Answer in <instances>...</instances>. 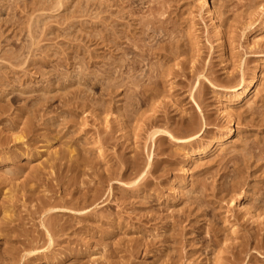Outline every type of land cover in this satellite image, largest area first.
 I'll use <instances>...</instances> for the list:
<instances>
[{
    "label": "rangeland",
    "instance_id": "374dc122",
    "mask_svg": "<svg viewBox=\"0 0 264 264\" xmlns=\"http://www.w3.org/2000/svg\"><path fill=\"white\" fill-rule=\"evenodd\" d=\"M263 145L264 0H0V264H264Z\"/></svg>",
    "mask_w": 264,
    "mask_h": 264
},
{
    "label": "bare ground",
    "instance_id": "6f19581e",
    "mask_svg": "<svg viewBox=\"0 0 264 264\" xmlns=\"http://www.w3.org/2000/svg\"><path fill=\"white\" fill-rule=\"evenodd\" d=\"M128 1H129V0H128ZM141 1H142V0H141ZM132 2H133V0H132ZM137 2H138V0H137ZM145 2H146V1H145ZM148 2H149V0H148ZM139 3H140V2H139ZM137 4H138V3H137ZM162 6H163V5H162ZM159 7H160V6H159ZM151 9H152V8H151ZM158 9H159V8H158ZM153 11H154V10H153ZM129 12H130V11H129ZM147 12H148V11H147ZM130 13H131V12H130ZM134 13H135V12H134ZM145 13H146V12H145ZM211 13H212V12H211ZM136 14H137V13H136ZM141 14H142V13H141ZM160 14H161V13H160ZM133 15H134V14H133ZM149 15H150V13H149ZM149 15H148V16H149ZM162 15H163V14H162ZM138 16H139V15H138ZM144 16H145V15H144ZM144 16H143V17H144ZM148 16H145V17H148ZM151 16H153V15H151ZM151 16H150V17H151ZM156 16H157V15H156ZM150 17H148V18L150 19ZM160 17H161V16H160ZM139 18H140V17H139ZM142 19H143V18H142ZM142 19H140V20H142ZM144 19H146V18H144ZM142 21H143V20H142ZM149 21H150V20H149ZM149 21H148V22H149ZM157 21H158V20H157ZM143 22H144V21H143ZM143 22H142V23H143ZM155 22H156V21H155ZM136 23H137V22H136ZM138 23H140V22H138ZM144 23H145V22H144ZM150 23H151V22H150ZM140 24H141V23H140ZM140 24H139V26H141ZM146 24H147V23H146ZM137 26H138V25H137ZM147 27H148V26H147ZM149 28H150V27H149ZM146 29H147V28H146ZM148 30L150 31V29H148ZM148 30H146V31H148ZM153 30H155V29H153ZM219 30H220V29H218V31H219ZM146 31H145V32H146ZM149 31H148V32H149ZM158 31H161V30H158ZM162 31H163V30H162ZM172 31H173V30H172ZM172 31H171V32H172ZM174 31H175V30H174ZM174 31H173V32H174ZM137 32H138V31H137ZM145 32H144V34L147 33V32H146V33H145ZM151 32L153 33L152 30H151ZM129 33L131 34V32H129ZM152 33H151V34H152ZM156 33H157V32H156ZM158 33H159V32H158ZM160 33L163 34L164 32H163V33L160 32ZM219 33H221V31H220ZM219 33H218V34H219ZM134 34H135V33H133V35H134ZM142 34H143V33H142ZM154 34H155V32H154ZM221 34H222V33H221ZM147 35H148V34H147ZM163 35H164V34H163ZM33 36H34V35H33ZM124 36H125V35H124ZM124 36H123V37H124ZM135 36H136V35H135ZM150 36H151V35H150ZM155 36H156V35H155ZM158 36H159V34H158ZM167 36H168V35H167ZM170 36H171V35H170ZM125 37H126V36H125ZM220 37H221V36H220ZM136 38H138V37L136 36ZM154 38H155V37H154ZM157 38H158V37H157ZM160 38H161V36H160ZM33 40H35V39L33 38ZM110 40H111V39H110ZM128 40H129V39H128ZM136 40H137V39H136ZM145 40H147V39H145ZM145 40H144V41H145ZM148 40H150V39L148 38ZM148 40H147V41H148ZM155 40H156V39H155ZM158 40H159V39H158ZM164 40H165V39H164ZM35 41H36V40H35ZM108 41H109V40H108ZM130 41H131V40H130ZM152 41H153V39H152ZM172 41H173V40H172ZM132 42H133V41H132ZM135 42H136V41H135ZM135 42H134V43H135ZM141 42H142V41H139V43H141ZM220 42H221V41H220ZM125 43H126V42H125ZM150 43L153 44L152 42H150ZM108 44H109V43H108ZM136 44H137V43H136ZM143 44H144V42H143ZM221 44H223V43H221ZM124 45H125V44H124ZM153 45L156 46L155 44H153ZM134 47L137 48V49L140 50V51H143V49L145 48V47H144L143 45H141V44H140V45H135ZM149 47H151V45H150ZM152 47H153V46H152ZM126 48H128V47H126ZM122 49H123V47H122ZM124 49H125V47H124ZM128 49H129V48H128ZM128 49H127V50H128ZM151 49H152V48H151ZM188 49H189V48H188ZM145 50H147V48H146ZM152 50H153V49H152ZM129 51H130V50H129ZM131 51H132V50H131ZM133 51H134V50H133ZM149 51H151V50H149ZM126 52L128 53V51H126ZM135 52L137 53L138 51L135 50ZM127 53H125L126 56H129V55H128L129 53H128V54H127ZM173 53H174V52H173ZM137 54H138V55H136V57L133 56V57H135V58H133V59H131V60L129 59L130 56H129V58H128L130 63H129L128 66H127V67H128L127 70L130 69L129 72H131V73L134 72L135 70H137L136 72H138V69H139V66H140L139 63L146 62V60L148 59V57H145L146 55L143 54V57L146 58L145 61H144V60H141L142 62H141V61L138 62V60H136V59H138L137 57L139 56V59H140V58L143 59V57H141V56L139 55L140 53H137ZM151 54H152V53H151ZM133 55H135V54H133ZM147 55H148V54H147ZM154 55H155V54H154ZM154 55H153V56H154ZM152 58H153V57H152ZM122 59H123V58H122ZM187 59H188V58H187ZM120 60H121V58H120ZM120 60H119V61H120ZM152 60H153V59H152ZM154 60H155V59H154ZM177 60H178V59H177ZM188 60H189V59H188ZM16 61H18V60L16 59ZM147 61H148V60H147ZM173 61H174V60H173ZM186 61H187V60H186ZM116 62H117V61H116ZM189 62H190V60H189ZM187 63H188V61H187ZM115 64H116V63H115ZM119 64H120V63H119ZM142 64H143V63H142ZM149 64H150V63H149ZM192 64H193V63H192ZM197 64H198V63H197ZM144 65H146V67H148V66H147V63H146V64L144 63ZM182 65H184V64H182ZM188 65H190V64L188 63ZM122 66H124V65H122ZM125 66H126V65H125ZM137 66H138V67H137ZM155 66H156V64H155ZM194 66H195V65H194ZM109 67L111 68L112 66H109ZM119 67H121V66H119ZM140 67H141V66H140ZM146 67H144V68H145V72H146ZM150 67H151V66H150ZM189 67H190V66H189ZM189 67H188V68H189ZM192 67H193V66H192ZM192 67H190V68H192ZM195 67H196V66H195ZM107 68H108V67H107ZM110 68H109V69H110ZM115 68H116V67H115ZM121 68H122V67H121ZM121 68H120V69H121ZM123 68H125V67H123ZM123 68H122V69H123ZM144 68H143V69H144ZM152 68H153V67H152ZM155 68H158V67L156 66ZM175 68H176V67H175ZM175 68H174V69H175ZM178 68H179V67H178ZM190 68H189V69H190ZM118 69H119V68H118ZM189 69H188V70H189ZM193 69H194V67H193ZM193 69H192V70H193ZM127 70H126V71H127ZM147 70H148V69H147ZM155 70H156V69H155ZM170 70H171V69H170ZM170 70H168V71H170ZM176 70H177V69H176ZM107 71H108V70H107ZM114 71H116V70L114 69L113 72H114ZM117 71H118V70H117ZM157 71H158V70H157ZM157 71H156V72H157ZM161 71H162V70H161ZM168 71H167V72H168ZM171 71H172V70H171ZM171 71H170V72H171ZM105 72H106V71H105ZM129 72H127V73L129 74ZM142 72H143V71L141 70V72H139V73L141 74ZM147 72H149V71H147ZM147 72L145 73L146 76H147V75L150 76V74H147ZM188 72H189V71H188ZM101 73H102V72H101ZM103 73H104V72H103ZM110 73H111V72H110ZM114 73H115V72H114ZM114 73H113V74H114ZM123 73H124V72H123ZM125 73H126V72H125ZM131 73H130V74H131ZM139 73L136 74V75H139ZM159 73H160V72H159ZM190 73H191V72H189V74H190ZM128 74H127V75H128ZM130 74H129V75H130ZM134 74H135V73H134ZM134 74H133V75H134ZM143 74H144V72H143ZM157 74H158V73H157ZM157 74H155V75H157ZM161 74H162V73H161ZM186 74H187V73H186ZM111 75H112V74H111ZM116 75H117V73H116ZM123 75H124V74H123ZM129 75H128V76H129ZM114 76H115V75H114ZM128 76H127V77H128ZM146 76H145L144 78H146ZM159 76H160V74H159ZM159 76H158V77H159ZM168 76H169V75H168ZM168 76H167V77H168ZM117 77H118V76H117ZM121 77H122V76H121ZM124 77L127 78L125 75H124ZM132 77H134V76H132ZM152 77H153V76H152ZM55 78H56V77H55ZM111 78H112V77H111ZM125 78H123L122 82H120L119 84H117V86L119 85V86H118L119 88H120V87H121V88H122V87H125V88L128 90V89H130V88H132V87L130 86V88H129V85H128L127 83H125ZM129 78H130V77H129ZM135 78H137V76H136ZM138 78H139V77H138ZM138 78H137V80H138ZM142 78H143V77H142V74H141V78H139V79H140V82H142V80H143ZM149 78H151V77H149ZM170 78H171V77H170ZM94 79H95V78H94ZM107 79H110V78L107 77ZM120 79H121V78H120ZM141 79H142V80H141ZM153 79H154V78H153ZM95 80H96V79H95ZM95 80H94V81H95ZM134 80H135V79H134ZM157 80H158V79H156V81H155V80H154V81L157 82ZM160 80H161V79H160ZM177 80H178V79H177ZM194 80H195V79H194ZM106 81H108V80H106ZM138 81H139V80H138ZM150 81H151V80H150ZM150 81H148V82H150ZM154 81H151V82L154 83ZM158 81H159V80H158ZM92 82H93V81H92ZM101 82H102V81H101ZM111 82H112V81H111ZM129 82H130V85H132V86H134V87H136V86L138 85V83H139V82H138V83H135V81H132V80L129 81ZM151 82H150V83H151ZM103 83H104V82H103ZM109 83H110V82H109ZM114 83H115V82H114ZM114 83L112 82V85H113ZM116 83H117V82H116ZM144 83H145V82H144ZM157 83H158V82H157ZM157 83H156L153 87H151V88L149 87V88H147V89H140L142 84H139L138 87L140 86V88H139L140 90L135 91V93H137V94H136V96L134 95V97L139 98L140 103H143V102H145V101H148V99L152 100L153 98L156 97V95H157V93H158V92H155V91H156V85H157ZM147 84H148V83H147ZM171 84H172V83H171ZM102 85H103V84H102ZM102 85H101V86H102ZM115 85H116V84H114V86H112V88H114ZM196 85H197V84H196ZM117 86H116V87H117ZM246 86H247V85H246ZM251 86H252V82L249 83V85L247 86V88H246V87H245V88L243 87L242 89H245V91H247ZM98 87H99V85H98ZM102 87L104 88V85H103ZM114 89H115V88H114ZM133 89H134V88H133ZM106 90H107V88H106ZM125 91H126V90H125ZM195 91H196V90H195ZM243 91H244V90H243ZM108 92H109V91H108ZM167 93H168V92H167ZM100 94H101V93H100ZM108 94H109V93H108ZM133 94H134V93H133ZM158 94H159V93H158ZM183 94H184V93H183ZM193 94H194V93H193ZM242 94H243V93H242ZM131 95H132V94H131ZM169 95H170V94H169ZM169 95L167 94V96H169ZM99 96H100V95H99ZM128 96H129V95H128ZM132 96H133V95H132ZM164 96L166 97V95H164ZM164 96H163V97H164ZM180 96H181V95H180ZM79 97H80V96H79ZM134 97H133V98H134ZM170 97H171V96H170ZM178 97H179V96H178ZM188 97H189V96H188ZM127 98H128V97H127ZM137 98H136L135 102L137 101ZM167 98H169V97H167ZM190 98H191V97H190ZM240 98H241V95H238L236 101L240 100ZM242 98H243V97H242ZM100 99H101V98H100ZM104 99H105V98H104ZM191 99H192V98H191ZM73 100H74V99H73ZM75 100L77 101V99H75ZM98 100H99V99H98ZM126 100H128V99H126ZM130 100H131V99H130ZM150 100H149V101H150ZM160 100H161V99H160ZM170 100H172V99H170ZM66 101H67V100H66ZM131 101H132V100H131ZM131 101H130V103L135 104L134 102H131ZM154 101H155V100H154ZM172 101H173V100H172ZM73 102H74V101H73ZM105 102H106V101H105ZM77 103H78V102H77ZM101 103H102V101H101ZM136 103H137V102H136ZM140 103H139V106L142 105V104H140ZM149 103L151 104V101H150ZM176 103H177V102H176ZM182 103H183V102H182ZM74 104H75V103H74ZM91 104H92V102H91ZM105 104H106V103H105ZM127 104H128V103H127ZM150 104H149V105H150ZM169 104H170V103H169ZM128 105H129V104H128ZM135 105H137V104H135ZM178 105H179V104H178ZM196 105H197V104H196ZM142 106H143V105H142ZM151 106H152V105H151ZM158 106H159V105H158ZM160 106H161V104H160ZM170 106H171V105H170ZM95 107H96V106H95ZM102 107H103V106H102ZM131 107H133V106H132V105H131V106L129 105V108H131ZM147 107H148V106H147ZM155 107H157V105H156ZM134 108H135V107H134ZM140 108H141V107H140ZM149 108H150V107H149ZM197 108H198V110L200 111V113H202V110L200 109V107H199L198 105H197ZM99 109H100V108H99ZM137 109H138V107H137ZM137 109H136V110H137ZM152 109H153V108H152ZM160 109H161V108H160ZM129 110H130V109H129ZM150 110H151V109H150ZM157 110H159V109H157ZM181 110H182V109H181ZM101 111H103V108H102ZM101 111H100V112H101ZM125 111H126V110H125ZM130 111H131V110H130ZM159 111H161V110H159ZM183 111H185V110H183ZM183 111H182V112H183ZM85 112H86V111H85ZM136 112H137V111H136ZM136 112H135V113H136ZM185 112H186V111H185ZM61 113H62V112H61ZM131 113H132V112H131ZM135 113H134V115H135ZM137 113H138V112H137ZM137 113H136V114H137ZM63 114H64V112H63ZM63 114H62V115H63ZM66 114H69V113H65L64 115H66ZM104 114H105V112H104ZM138 114H139V113H138ZM150 114L152 115L151 112L149 113V115H150ZM181 114H182V113H181ZM183 114H184V113H183ZM185 114H186V113H185ZM92 115H94V114H92ZM131 115H133V114H131ZM139 115H141V114H139ZM146 115H147V114H146ZM186 115H187V114H186ZM66 116H67V115H66ZM68 116H69V115H68ZM75 116H76V115H75ZM124 116H125V115H124ZM135 116H136V115H135ZM135 116H134V117H135ZM137 116H138V115H137ZM147 116H148V115H147ZM153 116H154V115H153ZM153 116H152V117H153ZM155 116H157V115L155 114ZM161 116H162V115H161ZM187 116H188V115H187ZM125 117H126V116H125ZM139 117H140V116H139ZM152 117L149 118L150 120H147L150 124L153 125V124H156L157 122H159L158 118L153 117V119H152ZM70 118H71V115H70ZM123 118H124V117H123ZM128 118H129V117H128ZM132 118H133V116H132ZM188 118H189V117H188ZM135 119H136V118H135ZM135 119H134V120H135ZM124 120H125V119H124ZM134 120H133V121H134ZM144 120H145V119H144ZM136 121H137V120H136ZM147 121H146V122H147ZM165 121H166V124L171 125V121H172V119H171V118H166ZM125 122H126V121H125ZM137 122L140 123L141 121H137ZM186 122H188V120L182 118V119L180 120L179 123H182V124H183V123H186ZM128 123H129V122H128ZM71 124H72V123H71ZM119 124H120V123H119ZM125 124H126V123H125ZM119 127H120V126H119ZM145 128H146V127H145ZM170 128L172 129V127H170ZM198 128H200V127L198 126V124L193 125V124L191 123V124L189 125V129H191L192 132H196V131L198 130ZM106 129H108V128H105V131H107ZM120 129H121V127H120ZM143 129H144V128H143ZM123 130H124V129H123ZM144 130H145V129H144ZM174 130H175V129H174ZM204 130H205V129H204ZM121 131H122V130H121ZM201 132H202V130H201ZM126 134H127V133H126ZM202 134H203V133H202ZM157 135H159V139H160V140H162L163 138L167 137V138H170V139L176 141L177 143L182 142L181 139L176 138V137L173 135V133L170 132V131H166V130H162V131H160V130H158L157 132H155V133L153 134V136H157ZM198 135H199V134H198ZM126 136H128V135H126ZM199 136H201V135H199ZM233 136H234V132H233V129L231 128L230 130L227 131L226 138H227V140H229V139H232ZM105 137H106V136H105ZM194 137H195V136H194ZM197 137H198V136H197ZM101 138H102V137H101ZM101 138H100V140H101ZM148 138H149V137H148ZM104 139H105V138H104ZM104 139H103V140H104ZM128 139H129V137H128ZM150 139H151V138H150ZM193 139H194V138H193ZM195 139H196V138H195ZM212 139H213V138H212ZM100 140H99V141H100ZM152 140H153V139H152ZM172 140H171V141H172ZM197 140H198V139H197ZM167 141H168V140H167ZM184 141H185V140H184ZM187 141H188V140H187ZM187 141H186V142H187ZM188 142H189V141H188ZM211 142H212V141H211ZM247 142H248V141H247ZM212 143H213V142H212ZM108 144H109V143H108ZM188 144H189V143H188ZM251 144H252V143H251ZM252 145H253V144H252ZM252 145L250 146V148L252 147ZM187 146H188V145H187ZM255 146H256V144H255ZM263 146H264V145H263ZM254 148H255V147H254ZM206 149H207V148H206ZM255 149H257V148H255ZM199 150H200V149H199ZM199 150H198V151H199ZM252 151H253V150H252ZM210 152H211V151H210ZM238 152H239V151H238ZM257 152H258V150L256 151V155H257ZM239 153H240V152H239ZM239 153H238V154H239ZM150 154H151V153H150ZM208 154H209V151H208ZM235 154H237V153H235ZM238 154H237V155H238ZM240 154H241V153H240ZM248 154H249V153H248ZM262 154H263V152H262ZM151 155H152V154H151ZM232 155H233V154H232ZM237 155H236V156H237ZM200 156H201V155H200ZM245 156H246V154H245ZM245 156H244V157H245ZM76 157H77V156H76ZM134 157H135V156H134ZM224 157H225V156H224ZM233 157L236 158L235 156H233ZM244 157H243V158H244ZM249 157H250V156H249ZM255 157H256V156H255ZM137 158H138V157H137ZM222 158H223V157H222ZM228 158H229V157H228ZM230 158H231V156H230ZM230 158H229V160H230ZM234 158H232L231 160H233ZM237 158H238V157H237ZM237 158H236V159H237ZM239 158H240V156H239ZM260 158H261V157H260ZM87 159H89V158H87ZM150 159H151V158H150ZM81 160H82V158H81ZM81 160H80V161H81ZM83 160H84V159H83ZM222 160H223V159H222ZM256 160H257V159H256ZM256 160H255V161H256ZM238 161H239V159H238ZM72 162H73V161H72ZM82 162H83V161H82ZM150 162H151V160H150ZM249 162H250V161H249ZM263 162H264V161H263ZM222 163H224V162H222ZM222 163H221V164H222ZM79 164H81V163H79ZM93 164H94V163H93ZM219 164H220V163H219ZM221 164H220V165H221ZM225 164H226V162H225ZM72 165H74V164H72ZM81 165H82V164H81ZM91 165H92V164H91ZM94 165H95V164H94ZM109 165H111V164H109ZM112 165H113V164H112ZM170 165H171V164H170ZM172 165H173V164H172ZM220 165H219V166H220ZM238 165H239V164H238ZM242 165H243V164H242ZM82 166H83V165H82ZM113 166H114V165H113ZM113 166H112V167H113ZM147 166H148V165H147ZM239 166H240V165H239ZM95 167H96V166H95ZM167 167H168V166H167ZM224 167H225V166H224ZM224 167H223V168H224ZM147 168H148V167H147ZM85 169H86V167H85ZM88 169H89V168H88ZM96 169H97V168H96ZM150 169H151V168H150ZM234 169H235V168H234ZM83 170H84V169H83ZM262 171L264 172V168H263ZM80 172H81V171H80ZM231 172H232V171H231ZM103 173H104V171H103ZM132 173H133V172H132ZM255 173H256V172H255ZM104 174H105V173H104ZM168 174H169V173H168ZM112 175H113V174H112ZM142 175H143V174H142ZM231 176H232V175H231ZM233 176H234V175H233ZM107 177H108V176H107ZM109 177H110V175H109ZM140 178H141V177H140ZM250 178H251V177H250ZM250 178H249V179H250ZM138 179H139V178H138ZM226 179H227V178H226ZM228 179H230V177H229ZM225 181H226V180H225ZM97 182H98V181H97ZM97 182H96V183H97ZM227 182H228V181H227ZM241 182H242V181H241ZM96 183H95V184H96ZM97 184H99V183H97ZM226 184H227V183H226ZM122 185H123V184H122ZM228 185H229V183H228ZM231 185H232V184H230L229 186L231 187ZM93 186H94V185H93ZM93 186H92V187H93ZM126 187H127V186H126ZM206 187H207V186H206ZM89 188H90V187H89ZM241 188H242V186H240V184L234 185V186L231 188V192H233V193L239 192V191L241 190ZM81 189H82V188H81ZM81 189L78 190V191H81ZM199 189H200V188H199ZM202 189H203V188H202ZM204 190H207V189H204ZM201 191H202V190H201ZM224 191L228 193L230 190L227 189V188H225ZM199 192H200V191H199ZM241 192H242V191H241ZM201 193H202V192H201ZM204 193H205V192H204ZM246 193H247V192H246ZM142 194H143V193H142ZM260 194H261V192H260ZM243 196H244V193H243ZM113 197H114V196H113ZM260 198H261V197H260ZM263 198H264V197H263ZM94 199L97 200L98 197L96 196V197H94ZM202 199H203V198H202ZM231 199H232V198H231ZM261 199H262V198H261ZM232 201H233V200H232ZM194 202H195V201H194ZM261 202H263V201L261 200ZM211 203H212V202H211ZM233 203H234V201H233ZM263 203H264V202H263ZM195 204H196V203H195ZM191 206H192V205H191ZM198 206H199V205H198ZM251 207H252V206H251ZM256 209H257V208H256ZM191 211H192V209H191ZM257 211H258V210H257ZM261 211H262V210H261ZM62 212H65V211H62ZM62 212H61V213H62ZM82 212H83V211H82ZM59 213H60V212H59ZM75 213H76V212H75ZM35 214H36V213H35ZM262 214H263V212H262ZM64 215H65V214H64ZM73 215H74V214H73ZM250 215H252V214H250ZM254 215L256 216V214H254ZM260 215H261V214H260ZM263 215H264V214H263ZM66 216H67V215H66ZM178 216H180V215H178ZM245 216H247V215H245ZM62 218H63V217H62ZM62 218H61V219H62ZM21 219H22V217H21L19 220H21ZM23 219H24V218H23ZM150 219H151V218H150ZM253 220H254V218H253ZM169 221H170V220H169ZM255 221H256V219H255ZM22 222H23V221H22ZM64 222H65V221H64ZM167 222H168V221H167ZM261 222H262V221H261ZM10 223H11V222H10ZM59 223H60V222H59ZM250 223H251V221H250ZM11 224H12V223H11ZM171 224H172V222H171ZM247 224H248V223H247ZM247 224H246V225H247ZM20 225H21V224H20ZM166 225L168 226V224H166ZM18 226H19V224H18ZM60 226H61V225H60ZM170 226H171V225H170ZM62 227H63V225H62ZM68 229H69V228H68ZM171 229H172V228H170V230H171ZM9 230H11L10 227H9L8 231H9ZM163 230H164V229H163ZM164 231H165V230H164ZM11 232H13V231H11ZM168 232H169V231H168ZM40 233H41V231H40ZM164 233H165V232H164ZM167 234H168V233H167ZM174 234H175V233H174ZM251 234H252V233H251ZM168 236H169V235H168ZM176 236H177V235H176ZM217 236H218V235H217ZM31 238H32V237H31ZM170 238H171V237H170ZM252 238H253V237H252ZM252 238H251V239H252ZM171 239H172V238H171ZM254 239H255V238H254ZM27 241H28V240H27ZM254 241H255V240H254ZM143 243H144V242H143ZM143 243H142V244H143ZM158 243H159V242H158ZM254 243H255V242H254ZM250 244H251V243H250ZM33 245H34V243H33ZM143 248H144V247H143ZM19 249H20V248H19ZM232 249H233V248H232ZM11 250H12V248H11ZM11 250H10V251H11ZM7 252H8V251H7ZM20 252H21V251H20ZM8 253H9V252H8ZM17 253H18V252H17ZM150 253H151V252H150ZM148 254H149V253H148ZM3 255H4V254H3ZM13 255H14V254H13ZM15 255H16V254H15ZM186 255H187V254H186ZM1 256H2V255H1ZM18 256H19V255H18ZM38 256H40V255H38ZM41 256H42V255H41ZM3 257H4V256H3ZM3 257H1V258H3ZM32 257H33V256H32ZM184 257H185V255H184ZM1 258H0V259H1ZM4 258H5V257H4ZM36 258H37V257H36ZM5 259H6V258H5ZM46 259H47V258H46ZM176 259H177V258H176ZM1 260H2V259H1ZM3 260H4V259H3ZM28 260H29V259H28ZM35 260H36V259H35ZM37 260H38V259H37ZM171 260H173V259H171ZM6 261H7V260H6ZM30 261H31V260H30ZM168 261H169V260H168ZM3 262H5V261H3ZM9 262H10V261H9ZM157 262H158V261H157ZM15 263H16V262H15ZM168 263H169V262H168ZM1 264H2V262H1ZM7 264H8V263H7Z\"/></svg>",
    "mask_w": 264,
    "mask_h": 264
}]
</instances>
